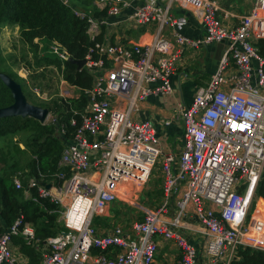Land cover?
Instances as JSON below:
<instances>
[{"label":"built area","instance_id":"1","mask_svg":"<svg viewBox=\"0 0 264 264\" xmlns=\"http://www.w3.org/2000/svg\"><path fill=\"white\" fill-rule=\"evenodd\" d=\"M93 4L102 15L72 7L86 20L91 42L78 70H87L92 81L89 88L78 87L87 101L73 111L78 118H69L70 135L65 124L59 128L63 149L53 176L60 184L22 172L13 176L27 197L62 207L64 230L40 241L33 225L17 217L0 233V264H27L13 243L16 237L36 250L38 264H154L160 242L178 250L177 264H229L239 247L264 251V199L255 196L264 171V50L259 45L264 0H252L241 15L220 0ZM174 11L191 15L202 35L182 34L186 20ZM233 18L237 23H229ZM117 25L152 28L153 35L135 44L111 42L107 33ZM218 43L224 48L215 71L189 104H179L157 122L137 117L139 102L172 93L184 49ZM48 52L60 60L69 57L56 42L48 43ZM172 121L181 123L182 143L163 152L157 128ZM159 157V205L137 206L143 216L127 228L114 224L99 230L93 218L107 216L116 201L130 203L153 176ZM193 225L203 235L200 248L184 231Z\"/></svg>","mask_w":264,"mask_h":264},{"label":"trees","instance_id":"2","mask_svg":"<svg viewBox=\"0 0 264 264\" xmlns=\"http://www.w3.org/2000/svg\"><path fill=\"white\" fill-rule=\"evenodd\" d=\"M68 1L69 4H64L62 0H0V25L18 26L21 42L28 45L35 53L38 49V41L44 39L47 43L56 42L68 53L69 57L83 59L91 44L86 34L87 22L76 16L72 7L83 10L88 7H80L84 6V3L79 0ZM91 12L94 15L103 14L95 7ZM259 45L261 50H264V42ZM49 54L48 57L36 58V64L38 66L53 64L64 80L71 85L81 89L91 86L92 76L87 70H78L76 65L68 60H60L56 55ZM34 57H37V54H34ZM2 62L3 59L0 58V72L15 79V76L7 71L6 66L3 67ZM86 101V96L82 91L78 98L63 100L61 105L65 107L63 110H59L61 106L56 105V122L41 124L33 118L19 116L0 118V139L18 130L26 129L34 132L25 143V149L30 151V157L26 159L23 168L28 172L20 170L22 168L17 162L6 166L5 171L0 172V233L19 216L33 225L35 235L40 241L64 230L58 220L59 206L48 199L35 201L27 197L23 189L15 187L13 176L17 172H22L38 179L42 178L46 182L55 179L53 175L60 170L58 162L64 140L59 135L60 125L67 126V136H69L73 130L68 125L69 118L71 116L78 118L73 111L82 110ZM11 102V93L0 80V107L7 106ZM15 150L19 151V148L15 146ZM2 162L5 164L6 159L1 155L0 163ZM57 184H60L59 180ZM30 192L32 196L36 194L35 189H31ZM255 196L264 199V171L255 188ZM13 243L19 244V249L28 257L27 264H38L39 254L33 247L25 244L18 237L13 239ZM229 264H264V251L239 247Z\"/></svg>","mask_w":264,"mask_h":264},{"label":"rangeland","instance_id":"3","mask_svg":"<svg viewBox=\"0 0 264 264\" xmlns=\"http://www.w3.org/2000/svg\"><path fill=\"white\" fill-rule=\"evenodd\" d=\"M79 1L84 3V6L80 7H88L85 10L92 11L94 9V0ZM174 13L175 15H179L177 11H174ZM13 27L14 25L10 24L0 25V58L3 59V67L6 66L7 71L12 73L15 76V80L22 85V90L30 103L46 107L49 110V115L45 123L56 122V105L61 106L63 100L73 99L75 98V94L78 93L73 92L75 89L71 84L62 82L64 78L53 64L47 66H38L36 64V58L50 56L47 51L48 43L44 39H40L38 41V49L35 53L28 45L21 42L19 31L14 30ZM34 54H37V57H34ZM201 54V60L204 62L206 53L202 52ZM64 90L69 91L68 95H66ZM79 93L81 94V91ZM64 108L61 106L59 110H63ZM159 132L161 136L162 134L166 135V141L174 140V135L171 134L168 127L160 129ZM33 133V131L30 132L26 129L18 130L0 139V156L2 155L6 159L5 164L4 162L0 163V172L5 171L6 166L14 162H17L20 168H22L20 170H27L23 168V164L30 157V151L25 149V143ZM15 146L19 148V151L15 150ZM160 164L161 157L158 158L155 164L153 176L139 194L137 200L139 205L147 208H155L161 202L162 177ZM51 181L54 183V180ZM54 184L58 186L56 181ZM59 208L60 210L62 209L61 206ZM106 213L108 214L107 216H95L93 218V224L99 230L111 227L114 224H120L127 228L132 221L141 219L143 216L140 209L119 201L115 202L112 209L110 207ZM58 220L62 225L60 216ZM166 258L167 255L164 249L158 254L156 258L158 261L156 260V262L158 264H167L164 261Z\"/></svg>","mask_w":264,"mask_h":264},{"label":"crops","instance_id":"4","mask_svg":"<svg viewBox=\"0 0 264 264\" xmlns=\"http://www.w3.org/2000/svg\"><path fill=\"white\" fill-rule=\"evenodd\" d=\"M140 0H134V4L137 5ZM221 5L224 8L232 10L236 15H241L247 13L250 9L252 0H220ZM180 16H183L186 22L181 26V33L185 36L196 38L202 35L203 31L199 23L189 14L178 12ZM113 20L114 18H110ZM229 23H237V18H233ZM14 30L19 31L18 26L14 25ZM168 33V31H166ZM153 35V29L147 27H137V28H125L122 25H117L110 29L107 33V37L111 42H123L127 45L142 42L145 39L150 38ZM224 48L222 44L221 47L216 48L215 45H209L207 47H202L201 49L186 48L182 52L176 70L172 76L173 91L166 95L150 96L142 102L138 103V115L139 119H151L154 122L159 120H164L166 117H170V114L178 108L179 104H189L193 97V92L204 86L209 80L210 76L215 71L217 61L220 54ZM202 52H205L204 62L201 60ZM75 89L73 92L80 94V89L72 85ZM78 94H75V98H78ZM73 97V96H70ZM168 127L172 135H174V140L166 141L165 136H161L160 129H165ZM158 135L160 134V146L163 152L167 150L178 149L181 145V123L178 121H172L170 124L163 126L158 125ZM140 194V193H139ZM138 196L132 197L131 202L128 203L137 208L140 206L138 203ZM191 228H185L184 231L187 237L194 243L197 247H201L203 243V235L197 229V225L191 226ZM165 249V254L167 255V264H177L178 252L173 244L160 242V248L158 254H160ZM158 254L156 258L158 257ZM178 256V257H177ZM155 259L154 264H158ZM158 261V260H157Z\"/></svg>","mask_w":264,"mask_h":264},{"label":"water","instance_id":"5","mask_svg":"<svg viewBox=\"0 0 264 264\" xmlns=\"http://www.w3.org/2000/svg\"><path fill=\"white\" fill-rule=\"evenodd\" d=\"M221 45V43L216 44V48L221 47ZM67 60L75 64L77 68H81L85 62L84 59H73L71 57H68ZM0 80L9 89L12 96V102L9 105L0 107V118L10 116L30 117L41 124L45 123L49 115V110L46 107L30 103L22 90L21 84L8 74L0 72ZM41 183L46 188H50V183L43 181Z\"/></svg>","mask_w":264,"mask_h":264}]
</instances>
